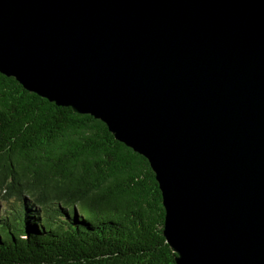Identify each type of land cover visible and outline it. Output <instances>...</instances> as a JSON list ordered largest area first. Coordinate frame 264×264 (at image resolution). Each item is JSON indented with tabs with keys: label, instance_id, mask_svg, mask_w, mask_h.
Listing matches in <instances>:
<instances>
[{
	"label": "water",
	"instance_id": "water-1",
	"mask_svg": "<svg viewBox=\"0 0 264 264\" xmlns=\"http://www.w3.org/2000/svg\"><path fill=\"white\" fill-rule=\"evenodd\" d=\"M0 73L147 159L176 264H264V0H0Z\"/></svg>",
	"mask_w": 264,
	"mask_h": 264
},
{
	"label": "trees",
	"instance_id": "trees-1",
	"mask_svg": "<svg viewBox=\"0 0 264 264\" xmlns=\"http://www.w3.org/2000/svg\"><path fill=\"white\" fill-rule=\"evenodd\" d=\"M0 264H176L147 159L0 73Z\"/></svg>",
	"mask_w": 264,
	"mask_h": 264
},
{
	"label": "rangeland",
	"instance_id": "rangeland-1",
	"mask_svg": "<svg viewBox=\"0 0 264 264\" xmlns=\"http://www.w3.org/2000/svg\"><path fill=\"white\" fill-rule=\"evenodd\" d=\"M1 204H2V203L0 202V208H1V206H2Z\"/></svg>",
	"mask_w": 264,
	"mask_h": 264
}]
</instances>
